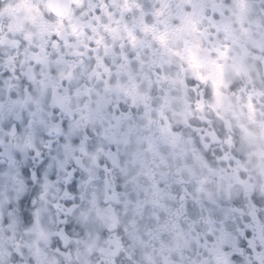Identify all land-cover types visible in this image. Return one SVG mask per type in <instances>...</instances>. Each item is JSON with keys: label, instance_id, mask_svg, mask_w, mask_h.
<instances>
[{"label": "clouds", "instance_id": "obj_1", "mask_svg": "<svg viewBox=\"0 0 264 264\" xmlns=\"http://www.w3.org/2000/svg\"><path fill=\"white\" fill-rule=\"evenodd\" d=\"M0 264H264V0H0Z\"/></svg>", "mask_w": 264, "mask_h": 264}]
</instances>
